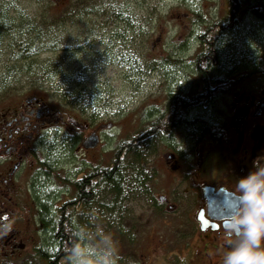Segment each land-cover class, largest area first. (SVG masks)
Returning <instances> with one entry per match:
<instances>
[{
	"label": "rangeland",
	"instance_id": "1",
	"mask_svg": "<svg viewBox=\"0 0 264 264\" xmlns=\"http://www.w3.org/2000/svg\"><path fill=\"white\" fill-rule=\"evenodd\" d=\"M77 1L0 0V9L12 6L18 14L14 24L8 21L6 29L0 30V113L6 112L7 106L17 108L26 99L37 98L35 102L50 108L51 120L43 131L50 141L64 130L79 138L91 124H103L99 128L105 131L97 143L101 144L94 152L101 159L107 157L115 141L137 128L139 119H145L152 107L162 105L171 89H185L193 81L190 59L197 45L195 38L187 39L189 48L175 45L186 38L187 28H199L190 20L191 13L199 12L210 21L224 15L227 5L226 0H98L100 8L95 9L99 10L79 21L74 9ZM249 15L225 39L221 52L226 66L241 54L255 52V44L264 40V27ZM78 34L86 41L75 48L68 43ZM51 37L62 43L60 49H28ZM46 59L56 64L55 68L48 67V72L59 69L57 73L66 77L45 74L42 78ZM63 84L69 89L58 101L62 95L58 88ZM90 115L96 116V123ZM174 140L179 155L174 158L177 168L171 169L172 161L162 157L169 150L162 147L165 141L143 143L130 158L139 155L142 169L155 172L146 187L137 182L135 169L123 168V177L131 179L129 186L127 180L122 184L126 192L122 189L124 193L116 200L113 191L99 186L90 205L78 208L75 222L85 230L86 244L63 264H95L94 257L99 255L104 264H181L182 260L189 264L190 250L198 244L188 219L194 213V194L186 187L191 188L195 179L190 176L193 166L190 168V140L185 127L174 132ZM62 147L61 142L50 147L55 157L63 156ZM206 149L202 142L192 155L193 165ZM79 153L83 151L76 156ZM76 156L74 160L79 161ZM22 176L25 181L30 178V195L21 186L24 197L19 208L5 211L7 217L18 218L12 223L15 247L2 248L5 239H0V264H46L35 255L32 245L36 240L32 244L27 239L31 232L36 237L34 229L41 228L36 199L53 212L55 203L60 202L54 203L55 198L63 199L65 189H57V181L52 180V185L42 181L37 171L26 170ZM172 179L178 186L177 209H171L169 202L155 206L154 196L166 194ZM131 185L136 187L133 195L128 194ZM25 242L23 248L14 250Z\"/></svg>",
	"mask_w": 264,
	"mask_h": 264
},
{
	"label": "flooded vegetation",
	"instance_id": "2",
	"mask_svg": "<svg viewBox=\"0 0 264 264\" xmlns=\"http://www.w3.org/2000/svg\"><path fill=\"white\" fill-rule=\"evenodd\" d=\"M247 15L254 16L260 25L262 24V20L255 13L248 11L243 14L239 25ZM17 16L16 8L12 6L1 8L0 30L6 29L8 21L14 24ZM255 46V52L241 54L234 65L228 66L222 74H218L221 80L211 85L213 95L203 104L204 112L214 127H207L198 142L189 141L188 150L191 154L189 158L192 161L190 168L193 166L190 176L195 181L192 182L191 188L186 187V190L191 189L194 194L191 203L194 213L188 215V219L192 222V234L198 244V247L190 250L189 264H221L223 251L228 247L230 239L224 233L222 218L233 205L231 190L234 181L251 170L254 161H257L258 165L264 164V40ZM31 98L17 108L7 106V111L0 113V207L3 208H0V239H5L2 248L7 245L11 248L15 247L12 239L15 235L12 223H15L18 217L15 215L7 217L5 211L19 208L20 199L24 197L20 192L22 187L27 190V195H30L28 184L30 178L25 181L22 176L26 170L41 174L43 166L48 165V169L44 166L47 174H41L42 181L51 182V185L54 184L52 180L57 181L56 188L65 189L64 198L57 196L54 201V203L60 201L58 203L60 207L71 199V190L75 182L82 181L97 190L99 187L97 167L106 165L110 173H113L116 146L125 138L124 136L115 141L107 157L99 159L94 152L101 141L93 148L84 147L90 134L96 133L100 136L105 131L99 128L103 124L96 123L97 121L93 119L96 124H91V129L85 135L78 138L64 130L58 138L50 141L46 139L48 135H43L44 126L51 120V117H48L50 108L44 103L35 102L37 98ZM175 131L176 129L163 139H156L159 143L165 141L166 144H162V147L169 150L162 157L172 161L171 169L174 166L177 168ZM60 142L64 146L61 149L65 150L63 156L57 158L50 147L54 148ZM202 142L206 143L207 149L193 165L192 155ZM80 151L83 153L76 156L75 153ZM74 156L81 159L74 160ZM141 159L142 157L140 165ZM124 162L128 161L124 160ZM195 167L197 168L194 169ZM140 170V185L146 187L149 178L154 176L155 172L148 173L141 166ZM89 174L91 178L88 177ZM176 175L177 173L173 177H177ZM23 183H26L25 187ZM177 191L178 186L172 179L169 182L168 194L155 195L154 205L162 206L169 202L171 209H177ZM39 199H36L35 208L39 206ZM30 207L33 208V205L31 204ZM37 209L40 214H36V217L39 220L43 218V221L40 220L41 228L34 229L36 237L33 232L28 234L30 239L27 237L28 242L32 244L33 240H36L32 245L34 250L42 246L41 239L45 243L49 233L46 223L48 219L44 218L40 207ZM25 244L26 242L20 244L14 250H20ZM196 248L199 251L196 252ZM193 260L196 261L192 262ZM200 260L202 262H198ZM181 264L188 263L182 260Z\"/></svg>",
	"mask_w": 264,
	"mask_h": 264
},
{
	"label": "trees",
	"instance_id": "3",
	"mask_svg": "<svg viewBox=\"0 0 264 264\" xmlns=\"http://www.w3.org/2000/svg\"><path fill=\"white\" fill-rule=\"evenodd\" d=\"M104 0H101V2ZM98 0H78L75 3V11L79 14L75 18L81 21L85 15L94 12ZM227 10L224 15L217 16L210 21L200 14L199 12H192L189 17L190 20L196 21L199 28H193L190 26L186 29L187 35H185L179 44L180 48H185L188 38H195L196 47L191 53V73L193 81L185 89H171L166 95V99L160 106H155L150 109L145 119H139L137 128L130 134L125 135V138L121 139L116 146L115 161L113 173H110L109 168L104 165H99L98 170V186L109 188L113 191L114 196L117 198L122 195L123 183L131 181L126 175L123 177V168H127L130 171L136 170V180L141 177L140 170V158L137 155L134 158H130V155L143 143L155 141L156 139H163L168 134L176 129L185 127L187 130V137L193 142H198L204 135L207 127H214L212 121L206 116L203 104L207 102L213 95L210 89L211 85H215L221 79L218 74H222L228 67L226 66V60L222 57V48L225 44V39L229 36V33L238 26L243 14L248 11L255 13L259 19L262 20L264 27V0H226ZM108 7V5H106ZM104 7V6H103ZM99 10V9H95ZM74 11H69L73 13ZM74 14V13H73ZM73 16V15H70ZM188 36V37H187ZM84 37L78 34L73 37L72 43L69 45L80 48L86 41ZM61 42L58 39H42L35 43L33 46H29V50L40 49L47 51H54L60 49ZM189 51V50H188ZM228 60V59H227ZM236 61L229 66L234 65ZM46 66L43 67V75H56L58 70L48 72V67L56 66L54 61L46 59ZM46 68V69H45ZM61 71V70H60ZM63 72V71H62ZM71 74V72H70ZM61 78L66 77L63 74H58ZM51 77V76H50ZM49 77V78H50ZM68 77V76H67ZM59 89L60 97L56 99L62 100L67 92V86L62 85ZM58 93V92H57ZM59 103V102H58ZM90 120H96L95 115H90ZM65 150V149H64ZM124 160H129L127 163ZM45 168L48 165H44ZM41 174H47L44 169ZM44 174V175H45ZM140 174V175H139ZM91 178L90 174L88 175ZM140 183V180H139ZM128 183L126 186H129ZM133 186V187H132ZM142 188H144L142 186ZM128 189V188H127ZM96 189L93 186H88L82 181L73 183L71 190V199L67 200L65 204L56 205L53 213L46 207V203H40L39 207L43 209L44 218H47L49 229L48 238L45 243L44 240L42 246L35 249V255L44 260L46 264H63V260L70 259L75 256L86 244L84 237L85 230L80 229L76 222L75 217L79 207H86L90 205L95 196ZM123 191L126 192L125 189ZM136 191L135 185H131L128 190V194L133 195ZM50 213H52L50 215ZM53 215V216H52ZM43 221V218L40 219ZM95 264H104V258L102 256L94 257ZM63 262V263H62Z\"/></svg>",
	"mask_w": 264,
	"mask_h": 264
},
{
	"label": "clouds",
	"instance_id": "4",
	"mask_svg": "<svg viewBox=\"0 0 264 264\" xmlns=\"http://www.w3.org/2000/svg\"><path fill=\"white\" fill-rule=\"evenodd\" d=\"M231 191L233 205L222 218L230 239L221 264H264V164L254 161Z\"/></svg>",
	"mask_w": 264,
	"mask_h": 264
},
{
	"label": "water",
	"instance_id": "5",
	"mask_svg": "<svg viewBox=\"0 0 264 264\" xmlns=\"http://www.w3.org/2000/svg\"><path fill=\"white\" fill-rule=\"evenodd\" d=\"M26 101H29V99H26ZM86 141L84 144L85 148H93L97 145L99 138L98 135L96 133H92L91 135L88 136V138L86 139ZM201 220V218H200Z\"/></svg>",
	"mask_w": 264,
	"mask_h": 264
}]
</instances>
